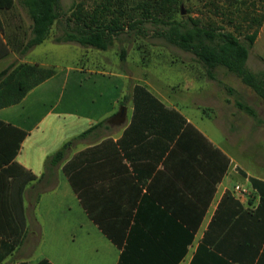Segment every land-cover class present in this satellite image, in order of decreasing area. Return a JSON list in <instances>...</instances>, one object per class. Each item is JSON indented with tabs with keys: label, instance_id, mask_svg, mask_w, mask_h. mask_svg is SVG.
<instances>
[{
	"label": "crops",
	"instance_id": "0c3cea01",
	"mask_svg": "<svg viewBox=\"0 0 264 264\" xmlns=\"http://www.w3.org/2000/svg\"><path fill=\"white\" fill-rule=\"evenodd\" d=\"M5 20L0 10V71L35 63L27 58L33 47L18 53L19 24L7 41ZM88 58L68 68L77 72L75 87L59 108L41 111L55 72L0 107V145L6 131L13 140L25 132L11 161L0 163L8 169L0 180V264H264V186L251 182H264L258 156L246 167L198 125L216 120L214 106L191 112L182 92L151 71L150 79L119 72L101 82L104 70ZM207 83L198 94L212 90ZM135 84L164 106L134 107ZM63 146L61 161L46 168ZM29 195L38 196L32 218Z\"/></svg>",
	"mask_w": 264,
	"mask_h": 264
},
{
	"label": "rangeland",
	"instance_id": "374dc122",
	"mask_svg": "<svg viewBox=\"0 0 264 264\" xmlns=\"http://www.w3.org/2000/svg\"><path fill=\"white\" fill-rule=\"evenodd\" d=\"M15 1V6L5 10L8 42H12L13 28L16 24H19L20 34L18 37L21 38V41L25 40L29 31L30 19L18 0ZM72 1L60 0L63 12L61 20L69 16V7ZM137 1L126 0V11L132 13V6ZM175 1L173 17L191 16L199 18L202 22L221 26L224 30H234L239 33L244 31L243 17H245V13L250 16L260 14L264 5V0ZM76 2L82 3L84 11H92L101 6L104 0H76ZM117 8L116 5H112L114 11L111 13L106 11L105 16L107 18L114 16L117 13ZM134 12L135 17L139 18L137 12ZM17 17L20 18V21L17 20ZM126 20L129 19L125 17L124 21ZM262 24L259 36L250 48L247 58V66L255 72L264 70V21ZM63 25V21L55 22L51 27L49 37L35 45L27 54V58L36 61L33 64L55 71L53 79L43 85L44 87L50 86L52 89L51 95L48 96V104L41 111H44L46 107L57 106L59 108L61 106L67 93L75 87L73 82L77 72L74 69L69 72L68 68L86 65L85 57L87 55L91 61L94 60L104 70V75H98L101 82H108L112 78V76L109 77L110 73H129V76L134 79L152 78L153 74L156 80L165 88L167 87L169 91L174 90L179 95L182 92L184 96L180 95L182 97L180 102L186 104L191 112L200 111L196 108L197 105L200 107L214 106L217 111L216 120L203 117L198 119V125L202 126L214 140L225 145L234 159L245 166H249L257 156L258 162L264 165V100L257 97L249 86L242 83L238 77L228 72L224 67H216L215 74L217 79L230 87L231 90H227L216 80L208 79L203 67L192 53L165 42L156 33V27L150 22L142 24L141 33L136 30H125L126 35L123 34L121 35L123 38L114 39L112 45L106 50L82 46L75 42H56L54 38L61 33ZM18 46L16 44V47ZM121 48L125 51L124 61H120ZM67 73L69 75L64 83L63 78ZM190 78L199 82L190 80ZM205 82L212 84V90L204 89L198 94L199 84ZM209 83L206 86L210 89ZM236 102L253 107L258 120L240 110ZM39 115L40 113L37 115V119H39ZM50 118H45L42 124H45Z\"/></svg>",
	"mask_w": 264,
	"mask_h": 264
},
{
	"label": "trees",
	"instance_id": "16d2710c",
	"mask_svg": "<svg viewBox=\"0 0 264 264\" xmlns=\"http://www.w3.org/2000/svg\"><path fill=\"white\" fill-rule=\"evenodd\" d=\"M18 2L30 19L28 36L24 41L19 40L22 43L18 50L19 54H24L35 45L42 43L49 37L52 25L59 21H63L64 25L61 33L54 38L56 42H75L100 50H106L112 45L114 39H120L121 35H126L125 30H136L141 33L142 24L150 22L165 42L192 53L203 67L208 79L216 80L221 86L231 90L216 77L215 68L222 66L249 86L257 97L264 100V70L255 72L247 66L249 50L264 21V5L260 14L250 16L245 13L244 31L239 33L234 30H224L221 26H215L210 22L205 23L191 16L173 17L175 0H138L132 6V13L126 11V0H104L101 6L92 11H84L82 3L73 0L69 7V16L63 20H61L63 12L60 0H18ZM112 5L118 7L117 13L107 18L104 13L113 12ZM13 6L14 0H0V10H8ZM134 11L137 12L139 18L135 17ZM125 17L129 20L124 21ZM124 54L125 51L121 48L120 61H124ZM54 72L51 68L23 62L7 66L0 71V107L19 102L31 88L50 77ZM132 100L134 107L164 106L141 84L134 85ZM236 105L240 110L258 120L253 107L241 102H236ZM0 124H2L1 121ZM24 135V131H15L13 140L12 133L6 131L5 141L0 145V163L6 164L11 161L10 159L14 157L18 149V142L23 139ZM64 151L65 146L49 155L45 160V167L58 164L64 156ZM7 170V168L0 170V180L1 175L8 172ZM44 176L45 174H42L41 177ZM251 182L255 187L264 186V182L256 179H252ZM2 187L3 206L7 216L12 220L8 207V180L6 178L3 180ZM37 198L38 196L35 198L28 196L30 218L33 217V205ZM37 264L49 263L42 260Z\"/></svg>",
	"mask_w": 264,
	"mask_h": 264
},
{
	"label": "water",
	"instance_id": "95a60500",
	"mask_svg": "<svg viewBox=\"0 0 264 264\" xmlns=\"http://www.w3.org/2000/svg\"><path fill=\"white\" fill-rule=\"evenodd\" d=\"M181 12H183V11L181 10Z\"/></svg>",
	"mask_w": 264,
	"mask_h": 264
}]
</instances>
